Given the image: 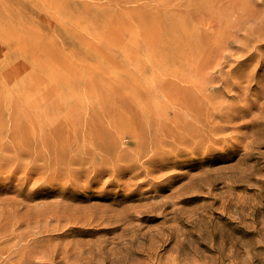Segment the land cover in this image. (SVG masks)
I'll return each mask as SVG.
<instances>
[{"label":"rangeland","instance_id":"1","mask_svg":"<svg viewBox=\"0 0 264 264\" xmlns=\"http://www.w3.org/2000/svg\"><path fill=\"white\" fill-rule=\"evenodd\" d=\"M0 264H264V0H0Z\"/></svg>","mask_w":264,"mask_h":264},{"label":"bare ground","instance_id":"2","mask_svg":"<svg viewBox=\"0 0 264 264\" xmlns=\"http://www.w3.org/2000/svg\"><path fill=\"white\" fill-rule=\"evenodd\" d=\"M165 97L169 98L168 97V93L166 91V93L164 94ZM244 99H247V97H243ZM162 103L163 105L166 107L168 106V103L167 101L164 99L162 100ZM252 107V106H251ZM146 109V108H145ZM143 111V110H142ZM162 111V110H161ZM253 113V112H252ZM256 116V115H255ZM252 132V131H251ZM150 134V133H149ZM248 137V136H247ZM145 144L143 142H140L138 141L137 143V146L135 148V150L137 151L135 154H134V159L137 160V159H141V157L143 156L144 153L146 152H150L152 149L149 150V148H146L144 147ZM166 150V149H165ZM149 156H154L152 153L149 155ZM138 166L134 165L132 167L133 170H131L130 168H125V169H121L120 171H125V170H129L132 172L133 174V177L134 178H137L140 176V181L139 184H144L145 182H148L150 184H154V179L156 178L153 174L156 172V171H160L161 170L159 168H157L156 166H153L152 164H145V161L143 163H140V164H137ZM114 170H117V169H114ZM119 171V170H118ZM163 171V170H162ZM101 172H104L103 170ZM100 172V173H101ZM117 172V171H116ZM115 172V173H116ZM168 173V172H167ZM167 173H164V175L162 176H166L165 179H167L169 177V175ZM153 175V177L151 178L150 176ZM159 185H157L158 187Z\"/></svg>","mask_w":264,"mask_h":264}]
</instances>
